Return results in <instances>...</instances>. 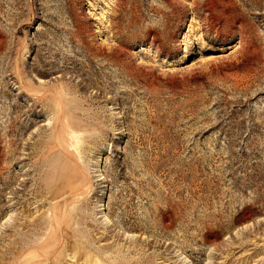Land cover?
Returning a JSON list of instances; mask_svg holds the SVG:
<instances>
[{"label": "rangeland", "instance_id": "374dc122", "mask_svg": "<svg viewBox=\"0 0 264 264\" xmlns=\"http://www.w3.org/2000/svg\"><path fill=\"white\" fill-rule=\"evenodd\" d=\"M20 77L66 83L105 129L87 152L103 175L90 210L109 216V233L103 215L89 220L96 248L123 244L132 264H180L177 251L264 264V0H0V258L22 184L61 163ZM27 200L32 219L46 212Z\"/></svg>", "mask_w": 264, "mask_h": 264}, {"label": "bare ground", "instance_id": "6f19581e", "mask_svg": "<svg viewBox=\"0 0 264 264\" xmlns=\"http://www.w3.org/2000/svg\"><path fill=\"white\" fill-rule=\"evenodd\" d=\"M218 1L225 2V0ZM218 6H215L216 10L219 9ZM229 14L225 12L227 18ZM237 23L241 29L240 33L247 34V24L242 21ZM226 24L228 23L226 22ZM19 84L23 93L36 101L34 107L41 105L46 111L50 134L48 142L44 143L42 149L46 150L47 155L50 151L55 150L58 155L52 157L61 159V163L54 161L57 162L55 164L52 163V160L46 171L40 167L35 168L34 172L39 178L36 179V184L31 187L30 191H27V181L22 184L26 193L22 198L27 199L31 196L36 201L35 204L39 205L36 215L45 206L47 209L45 208L46 212L40 213V216L32 219L29 201L22 203V198L18 199L16 204L23 208L22 212L16 217L14 216L16 211H12L2 225V227H9L15 233V238L2 253L0 264H63L67 259L71 262L69 264H128L130 261H127L126 256H123L126 253L121 250L126 248L123 244L120 245L117 242L116 247L118 248L114 251L112 246L101 247L100 245L96 248L95 239L89 234L92 230L88 224L90 219L96 222L94 217L97 219L99 215H103L101 220L104 218L102 222L104 232L109 233L110 229L108 227L109 216L104 214V210L97 211L102 207L101 203L98 202L95 208L90 210L95 180L102 178L103 175L96 176L100 173V170L96 171L98 161L89 159L87 152L91 151L88 146L95 144L97 136L105 132L102 124L97 123V120L91 116L85 118L86 111L83 110V107L76 100L67 99L64 95V91H66L64 82L61 83V86L56 85L47 89L43 85L36 87L34 84H28L23 77H20ZM85 125L89 128V131L86 132H95V134L84 136L82 133L85 132H82L81 127ZM71 147H75L78 153L71 150ZM44 151L41 153L37 151L34 156L38 160L36 165H41L44 161ZM69 164L71 168L67 169ZM17 194L19 192L14 193L15 197ZM44 199L45 202H43ZM132 234L127 229V232H123L122 237H126L134 245L135 236ZM258 235L259 233L255 237ZM127 249L130 251L131 247ZM176 254H178L180 264H192L186 255L179 254L178 251ZM212 262L213 258L210 256L207 264H212Z\"/></svg>", "mask_w": 264, "mask_h": 264}]
</instances>
